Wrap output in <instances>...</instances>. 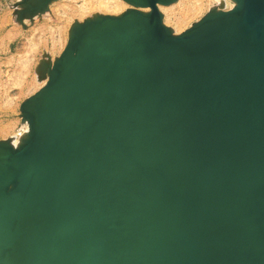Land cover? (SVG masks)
Wrapping results in <instances>:
<instances>
[{
    "label": "water",
    "instance_id": "water-1",
    "mask_svg": "<svg viewBox=\"0 0 264 264\" xmlns=\"http://www.w3.org/2000/svg\"><path fill=\"white\" fill-rule=\"evenodd\" d=\"M128 1L80 23L81 50L102 48L61 127L44 113L78 62L70 37L59 73L20 104L34 130L0 148V216L28 209L32 172L56 163L59 264H264V0L177 34L157 7L171 0Z\"/></svg>",
    "mask_w": 264,
    "mask_h": 264
},
{
    "label": "bare ground",
    "instance_id": "bare-ground-1",
    "mask_svg": "<svg viewBox=\"0 0 264 264\" xmlns=\"http://www.w3.org/2000/svg\"><path fill=\"white\" fill-rule=\"evenodd\" d=\"M54 1L56 0H24L23 2L21 1V6L18 7L17 10L19 9L21 11L20 15L23 18L29 17L35 10L38 12V10L42 8L44 5L43 2L48 3ZM110 1H113V7H110ZM177 1L178 0H171L157 4L158 10L162 16V23L173 34H177L189 27L193 22L200 19L208 11H210V13H215V11L218 10H227L235 4V0H215V2L198 19L191 22L187 27L176 31L173 26L169 25L165 21V13L163 8L170 7L177 3ZM189 1L190 0H185V4H188ZM240 1L243 6V2H245V0ZM129 2L130 1L128 0H82V3L89 5L90 10H92L81 17L74 18L70 22L67 29V39L62 48L63 50L70 37L71 46L74 47L73 49L80 51L79 57L77 58L78 62H76V66L74 67L72 74L66 81L65 85L60 87L58 90L59 93L57 97L48 101V103L51 104L52 102H55V105L52 106V109L51 105L50 109H47L48 106L46 105L47 111L44 113V117H47L49 113H52V117H47V121L49 122H46L45 129L48 128L50 124L53 125L57 119L59 121L57 126L61 127L65 119L68 118H62L59 116V114H63V111L59 112L61 105L64 103V107L69 105V103L74 101L76 97L80 100L85 98L86 93H88V89L92 88L93 86L94 80L90 78V74L94 71L91 69L94 62L97 61V55H99V51L101 50L102 46L98 43L99 40H97L96 43H90V46H87L88 48L86 47L84 50H81L83 44L81 46L79 40V36H82L80 23L87 18L95 17V19H98L100 17L99 15L101 14L117 15L126 8L134 7V5ZM45 7L49 8L47 5H44L43 8ZM138 8L143 12L149 11V7ZM30 18L32 19L33 17ZM61 52L54 58H50L45 54L46 56L40 59L36 67V76L39 80V86L30 95L34 94L41 86H43L48 78L54 79L59 73L57 69H52V66L54 60L60 56ZM60 60H64L63 56L59 58L57 62ZM56 65L59 66L60 64L56 63ZM70 79H75L76 81L73 85L74 90L72 92L74 94L72 97L74 98L71 100L68 98L65 101L63 93L65 92V89L71 85ZM82 81H85V83L79 88V92L76 94L77 86ZM21 109L22 111L19 115H21V118L24 121V129L19 133L18 136L13 135L0 140V148H3L6 145H10L11 147L15 148L20 143L26 141L28 139L26 138L28 135L32 134L34 129L33 121H31L32 119L29 116V107L25 108L23 104ZM60 169L61 168L56 165V163L35 169L32 172L33 175L31 176V180L28 182L29 185L25 192L26 197H30H28L29 199L27 200L29 204L27 205L28 209H25L24 206L21 205L18 207L17 205L20 204L18 203L17 205L13 206L14 211H12L10 214L5 213L0 216V264H59V258L62 259L65 255V251L63 250L62 252L61 247L56 246V240L54 238L55 236L52 237V225L54 224L52 221V215L56 207L55 200L57 194H59L58 186L60 183H62L64 177L63 172H61ZM22 177L24 178L25 175H22ZM15 181L16 180H14V182ZM35 200L37 201V204H35ZM48 237H50L51 241L48 239Z\"/></svg>",
    "mask_w": 264,
    "mask_h": 264
},
{
    "label": "rangeland",
    "instance_id": "rangeland-1",
    "mask_svg": "<svg viewBox=\"0 0 264 264\" xmlns=\"http://www.w3.org/2000/svg\"><path fill=\"white\" fill-rule=\"evenodd\" d=\"M21 1L0 0V140L18 136L24 129L20 104L39 86L36 67L40 59L59 55L70 22L92 10L82 0H56L43 2L49 8L43 5L39 13L33 12L35 16L23 18L17 10ZM214 2L190 0L185 4V0H178L163 8L165 21L179 31ZM109 5L113 7V1Z\"/></svg>",
    "mask_w": 264,
    "mask_h": 264
}]
</instances>
